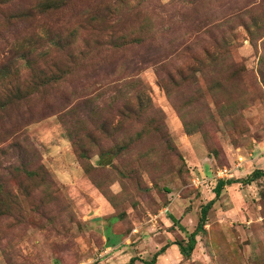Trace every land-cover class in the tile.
Masks as SVG:
<instances>
[{
	"label": "rangeland",
	"instance_id": "obj_1",
	"mask_svg": "<svg viewBox=\"0 0 264 264\" xmlns=\"http://www.w3.org/2000/svg\"><path fill=\"white\" fill-rule=\"evenodd\" d=\"M64 16L53 32L73 44L44 61L71 74L1 122L0 264H146L166 245L156 264H264V178L214 192L264 170V0H75ZM24 28L0 15L1 56ZM212 200L185 258L180 226Z\"/></svg>",
	"mask_w": 264,
	"mask_h": 264
},
{
	"label": "trees",
	"instance_id": "obj_2",
	"mask_svg": "<svg viewBox=\"0 0 264 264\" xmlns=\"http://www.w3.org/2000/svg\"><path fill=\"white\" fill-rule=\"evenodd\" d=\"M21 1L3 0L2 3L5 6L2 13L0 12L5 23L10 26L22 25L23 28L25 27L21 33H19L20 30L18 31L17 39L12 44L5 43L8 50L3 56L0 55V127L2 126L1 122L6 117H10V112L14 109L18 111L16 115L19 122L11 125L26 123L24 121L28 120L33 112L28 110L23 116V112L20 111L22 104L27 105L32 101H41L49 107L51 103L47 98L63 82L66 76L71 74V69L64 63L62 65L56 63L51 66L50 70L45 64L44 60L47 55H44V52H49L52 49H67L73 44L69 39L64 42L67 46L61 44V40H64V38L59 36V33L53 32V30L58 25L63 24L60 20L65 19L64 12L67 8H70L75 0H38L28 7L18 8L14 13L13 8L16 3H21ZM4 9H7L6 13L3 12ZM97 13L98 10L89 12L87 9L79 12L83 16L86 15L85 17L88 19L86 27H93L92 31H94V27L101 26L104 21L102 17L95 15ZM51 21L55 23L54 26H51ZM37 53H39L37 57H34V54ZM39 167L41 166L39 165ZM18 171L29 176L35 175L33 171L26 168L18 169ZM262 178H264V170H255L243 179H219L214 189L216 198L221 195L226 186L234 184L247 186ZM1 188L0 185V193ZM214 203L215 201L212 200L202 207L198 225L192 233H188L184 227L180 226L181 230L187 233L188 241L185 245L181 242L174 243V245L178 246L183 257L191 256L197 245V237L205 233L208 213ZM170 218L174 223L179 224V221L173 216H170ZM168 247L169 245H166L153 256L151 261H145L144 263L156 264L157 258L164 254ZM136 260L131 259L128 264H134Z\"/></svg>",
	"mask_w": 264,
	"mask_h": 264
},
{
	"label": "built area",
	"instance_id": "obj_3",
	"mask_svg": "<svg viewBox=\"0 0 264 264\" xmlns=\"http://www.w3.org/2000/svg\"><path fill=\"white\" fill-rule=\"evenodd\" d=\"M220 175V174H219ZM223 175V174H222ZM221 176V175H220Z\"/></svg>",
	"mask_w": 264,
	"mask_h": 264
}]
</instances>
